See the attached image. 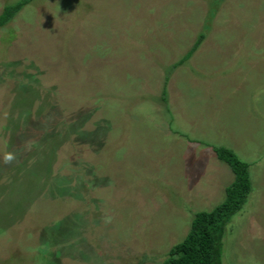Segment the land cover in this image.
Returning <instances> with one entry per match:
<instances>
[{
  "label": "rangeland",
  "instance_id": "374dc122",
  "mask_svg": "<svg viewBox=\"0 0 264 264\" xmlns=\"http://www.w3.org/2000/svg\"><path fill=\"white\" fill-rule=\"evenodd\" d=\"M218 147L252 185L223 264H264V0H34L0 28V264H164L235 181Z\"/></svg>",
  "mask_w": 264,
  "mask_h": 264
},
{
  "label": "trees",
  "instance_id": "16d2710c",
  "mask_svg": "<svg viewBox=\"0 0 264 264\" xmlns=\"http://www.w3.org/2000/svg\"><path fill=\"white\" fill-rule=\"evenodd\" d=\"M33 1L19 0L6 6L0 15V28ZM202 40L203 36L197 40L191 53L200 46ZM214 152L220 161L229 166L235 181L227 188L226 199L220 206L210 212L196 214L188 235L181 243L170 249L164 264H223V240L227 226L246 204L252 185L249 165L241 161L233 150L218 147Z\"/></svg>",
  "mask_w": 264,
  "mask_h": 264
},
{
  "label": "clouds",
  "instance_id": "9594fccd",
  "mask_svg": "<svg viewBox=\"0 0 264 264\" xmlns=\"http://www.w3.org/2000/svg\"><path fill=\"white\" fill-rule=\"evenodd\" d=\"M5 159L6 160H9V159H11V156H7V157H5Z\"/></svg>",
  "mask_w": 264,
  "mask_h": 264
}]
</instances>
